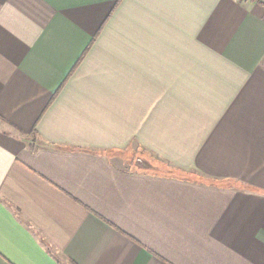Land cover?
Returning a JSON list of instances; mask_svg holds the SVG:
<instances>
[{
    "label": "crops",
    "instance_id": "0c3cea01",
    "mask_svg": "<svg viewBox=\"0 0 264 264\" xmlns=\"http://www.w3.org/2000/svg\"><path fill=\"white\" fill-rule=\"evenodd\" d=\"M0 264H264V0H0Z\"/></svg>",
    "mask_w": 264,
    "mask_h": 264
}]
</instances>
